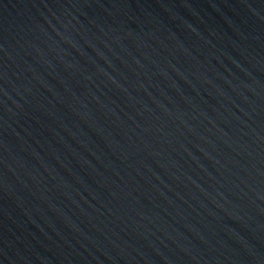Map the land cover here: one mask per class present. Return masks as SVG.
I'll return each instance as SVG.
<instances>
[{
  "label": "water",
  "instance_id": "1",
  "mask_svg": "<svg viewBox=\"0 0 264 264\" xmlns=\"http://www.w3.org/2000/svg\"><path fill=\"white\" fill-rule=\"evenodd\" d=\"M0 264H264V0H0Z\"/></svg>",
  "mask_w": 264,
  "mask_h": 264
}]
</instances>
